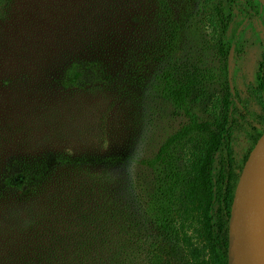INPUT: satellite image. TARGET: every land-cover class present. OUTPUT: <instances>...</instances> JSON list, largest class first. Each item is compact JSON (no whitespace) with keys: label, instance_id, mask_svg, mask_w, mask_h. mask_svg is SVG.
Here are the masks:
<instances>
[{"label":"trees","instance_id":"trees-1","mask_svg":"<svg viewBox=\"0 0 264 264\" xmlns=\"http://www.w3.org/2000/svg\"><path fill=\"white\" fill-rule=\"evenodd\" d=\"M30 1L0 0V27L6 34L23 28L19 18ZM39 1L57 7L64 30L61 48L55 46L52 53L66 45L69 55L61 61L64 75L55 77L54 89L32 92L39 95L35 106H5L1 95L13 82L0 71V264H228L236 186L263 133L254 139L246 135L243 124L255 121L228 79L229 54L242 37L237 33L228 40V33L236 11L254 19L251 3L204 0L209 37L223 62L214 73L174 58L180 29L168 1L157 0L167 34L156 58L161 68L154 86L187 123L153 157L135 160L148 176L130 187L112 172L97 171L91 162L99 157L56 146L80 133V91L85 87L94 94L103 85L105 73L93 52L98 45H114L129 12L137 5L140 10L144 0ZM33 14V25L44 26L46 13ZM29 35L21 34V58H28L26 47L39 43ZM215 83L220 96L210 93ZM255 84L264 93V71L256 74ZM207 101L212 105L202 116L196 109Z\"/></svg>","mask_w":264,"mask_h":264},{"label":"rangeland","instance_id":"rangeland-1","mask_svg":"<svg viewBox=\"0 0 264 264\" xmlns=\"http://www.w3.org/2000/svg\"><path fill=\"white\" fill-rule=\"evenodd\" d=\"M64 1L58 0V4ZM167 1L180 29L174 58L202 71L218 73L223 62L209 37L208 8H204V0ZM246 1L251 3L255 17L250 20L236 11L228 40L242 33L239 47L231 49L232 78L241 107L255 121L253 126L243 124L246 135L254 139L264 131V93L259 92L255 84L256 74L264 71V6L258 0ZM60 10L65 11L64 8ZM41 12L46 13L47 20L44 26L37 27L31 22H37L33 13ZM57 13V7L31 0L27 9L22 8L19 18L22 29L6 34L0 27V65L5 64L0 71L11 76L13 82L6 94L1 95L6 99L5 106L13 109L24 104L35 106L39 95L32 96V92L39 88L51 92L55 77L64 75L61 61L69 55L67 46L64 45L59 54L52 53L55 46L61 48L64 42L61 38H65L64 30L57 22ZM129 14L131 16L124 21L114 45H105L103 49L98 45L93 52L101 63V72L105 73L103 85L94 94L85 91V87L80 91L84 102L77 119L81 124L76 131L80 133L65 144H57L56 149L97 156L99 159L91 162L97 171L112 172L117 181L123 180L132 187L144 182L148 176L135 160L153 157L164 141L187 123V118L160 98L154 86L161 68V62L156 58L164 49L167 34L159 2L144 0L140 10L137 5ZM60 16L66 20V16ZM26 31L32 42L37 38L39 43L36 41V46L26 47L28 58H21L17 49L21 47V34ZM42 42H46L45 48L40 46ZM5 51H10L11 55L7 56ZM54 62L57 68L52 67ZM210 93L220 96L219 84L212 85ZM211 105L207 101L196 110L207 116V108ZM215 216L219 223L218 206Z\"/></svg>","mask_w":264,"mask_h":264},{"label":"water","instance_id":"water-1","mask_svg":"<svg viewBox=\"0 0 264 264\" xmlns=\"http://www.w3.org/2000/svg\"><path fill=\"white\" fill-rule=\"evenodd\" d=\"M264 5V0H259ZM232 54L228 79L233 93ZM264 180V131L250 152L236 186L229 220L228 264H264V221L259 201Z\"/></svg>","mask_w":264,"mask_h":264},{"label":"bare ground","instance_id":"bare-ground-1","mask_svg":"<svg viewBox=\"0 0 264 264\" xmlns=\"http://www.w3.org/2000/svg\"><path fill=\"white\" fill-rule=\"evenodd\" d=\"M259 209H260V216L261 219L264 221V180L261 188V198L259 201Z\"/></svg>","mask_w":264,"mask_h":264},{"label":"flooded vegetation","instance_id":"flooded-vegetation-1","mask_svg":"<svg viewBox=\"0 0 264 264\" xmlns=\"http://www.w3.org/2000/svg\"><path fill=\"white\" fill-rule=\"evenodd\" d=\"M259 1V0H258ZM260 2V1H259ZM261 3V2H260ZM262 4V3H261ZM263 5V4H262ZM264 6V5H263ZM229 59V58H228ZM228 75H229V73H228ZM233 85H234V83H233ZM231 88V87H230ZM234 91H235V89H234ZM236 92V91H235Z\"/></svg>","mask_w":264,"mask_h":264}]
</instances>
